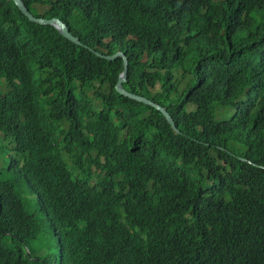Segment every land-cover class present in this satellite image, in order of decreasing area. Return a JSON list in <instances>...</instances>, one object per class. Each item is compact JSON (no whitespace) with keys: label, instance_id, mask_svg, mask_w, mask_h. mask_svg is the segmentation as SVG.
<instances>
[{"label":"trees","instance_id":"1","mask_svg":"<svg viewBox=\"0 0 264 264\" xmlns=\"http://www.w3.org/2000/svg\"><path fill=\"white\" fill-rule=\"evenodd\" d=\"M23 1L82 45L0 0V264H264V0Z\"/></svg>","mask_w":264,"mask_h":264},{"label":"water","instance_id":"2","mask_svg":"<svg viewBox=\"0 0 264 264\" xmlns=\"http://www.w3.org/2000/svg\"><path fill=\"white\" fill-rule=\"evenodd\" d=\"M15 5L18 7L19 11L28 18L29 21L37 23L39 25H47V26H51L53 27L63 38H65L66 40L72 42L73 44L76 45H82L81 41H79V39L75 36H73L70 31L68 30V28L66 27V25L59 19L57 18H52V19H45V18H38L36 17L33 13H31V11L26 7L25 2L23 0H14ZM92 52H94L92 50ZM95 55L99 58H103L107 61H112L115 60L117 58H122L123 59V71L119 76L118 82L116 84V91L120 96H123L124 98H127L131 101H135V102H140L143 103L144 105L150 106L152 108H155V110H157L158 112L161 113V115L163 116V118L166 120V122H168L170 124V126L172 127V129L177 133L180 134L179 129L177 128V125L175 123V120L173 119V117L171 116V114L166 111L165 108L156 105L154 102L144 98V97H140L138 95H134L131 93H128L125 88L123 87V85L127 82L128 79V73H129V59L127 58V56L125 55V53L123 52H116L115 54H112L110 56H106V55H101L97 52H94Z\"/></svg>","mask_w":264,"mask_h":264},{"label":"rangeland","instance_id":"3","mask_svg":"<svg viewBox=\"0 0 264 264\" xmlns=\"http://www.w3.org/2000/svg\"><path fill=\"white\" fill-rule=\"evenodd\" d=\"M187 83H188V79L186 77H179V80H178V86L180 88V91H183L185 90L186 86H187ZM227 111H223V110H218L216 112V118L218 120H222V119H226L227 118V115L226 114ZM5 160V159H4Z\"/></svg>","mask_w":264,"mask_h":264},{"label":"clouds","instance_id":"4","mask_svg":"<svg viewBox=\"0 0 264 264\" xmlns=\"http://www.w3.org/2000/svg\"><path fill=\"white\" fill-rule=\"evenodd\" d=\"M128 80V79H127Z\"/></svg>","mask_w":264,"mask_h":264}]
</instances>
